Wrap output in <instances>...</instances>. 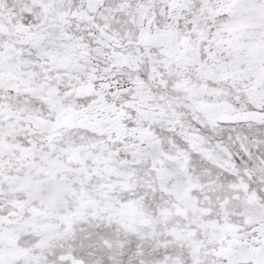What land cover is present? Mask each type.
Returning <instances> with one entry per match:
<instances>
[{
  "label": "snow or ice",
  "instance_id": "6c2138e0",
  "mask_svg": "<svg viewBox=\"0 0 264 264\" xmlns=\"http://www.w3.org/2000/svg\"><path fill=\"white\" fill-rule=\"evenodd\" d=\"M0 264H264V0H0Z\"/></svg>",
  "mask_w": 264,
  "mask_h": 264
}]
</instances>
